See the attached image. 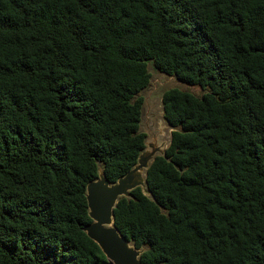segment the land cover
<instances>
[{
  "label": "trees",
  "instance_id": "1",
  "mask_svg": "<svg viewBox=\"0 0 264 264\" xmlns=\"http://www.w3.org/2000/svg\"><path fill=\"white\" fill-rule=\"evenodd\" d=\"M149 62L202 93L164 91L115 225L142 264H264V0H0V264H113L87 185L145 149Z\"/></svg>",
  "mask_w": 264,
  "mask_h": 264
},
{
  "label": "water",
  "instance_id": "2",
  "mask_svg": "<svg viewBox=\"0 0 264 264\" xmlns=\"http://www.w3.org/2000/svg\"><path fill=\"white\" fill-rule=\"evenodd\" d=\"M170 142V141H169ZM169 142H149L141 152L137 164L115 182H110L102 169L99 177L87 185L89 214L92 222L84 230L113 264H142L144 248H137L115 225L114 209L122 196H131L136 187H146V170L157 155H165ZM150 193L148 189L145 190Z\"/></svg>",
  "mask_w": 264,
  "mask_h": 264
},
{
  "label": "rangeland",
  "instance_id": "3",
  "mask_svg": "<svg viewBox=\"0 0 264 264\" xmlns=\"http://www.w3.org/2000/svg\"><path fill=\"white\" fill-rule=\"evenodd\" d=\"M148 67L152 78L149 87L142 92L145 100L141 130L147 134L149 142L164 140L169 142L172 129L163 116L162 96L164 91L170 87H179L200 94L202 90L200 87L187 85L175 77L159 71L153 62H149Z\"/></svg>",
  "mask_w": 264,
  "mask_h": 264
}]
</instances>
